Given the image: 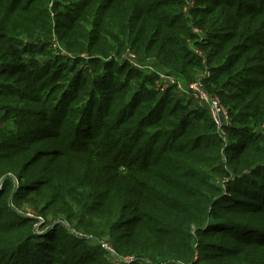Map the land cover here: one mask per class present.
Returning <instances> with one entry per match:
<instances>
[{
  "label": "trees",
  "instance_id": "16d2710c",
  "mask_svg": "<svg viewBox=\"0 0 264 264\" xmlns=\"http://www.w3.org/2000/svg\"><path fill=\"white\" fill-rule=\"evenodd\" d=\"M205 1L194 0L186 15V0H78L67 11L58 0H0V76L42 85L59 71L80 77L54 104L48 96L31 112L51 117L37 135L21 136L29 122L14 116L5 131L0 264H110L90 252L104 254L102 242L118 255H139L136 264H264V0L249 9L241 0ZM195 25L210 32L207 57L190 48L201 35ZM62 30L65 40L57 35ZM53 34L71 54L52 46ZM127 50L154 57L188 82L205 68V57L207 89L223 97L232 116L228 139L206 108L176 98L174 87L147 86L155 76L123 59ZM80 64L85 74L76 71ZM86 79L93 88L80 93ZM2 87L26 98L15 84ZM127 90L123 102L117 92ZM214 174L224 176L226 188L213 183ZM95 197L106 200L105 221L89 214ZM25 202L45 221L21 214ZM50 214L76 221L87 237L94 231L95 243L50 224Z\"/></svg>",
  "mask_w": 264,
  "mask_h": 264
},
{
  "label": "rangeland",
  "instance_id": "374dc122",
  "mask_svg": "<svg viewBox=\"0 0 264 264\" xmlns=\"http://www.w3.org/2000/svg\"><path fill=\"white\" fill-rule=\"evenodd\" d=\"M59 3L61 4V8L63 10H68L69 8H71L72 6H74L76 4V1L78 0H75V1H70V0H58ZM187 1V0H186ZM213 1V0H212ZM257 1H260V0H241V3L243 5V9H249L248 6H252L253 8L257 6H261V3L259 4ZM51 3L52 1L50 2V8H51ZM202 4H205V5H210L211 2L210 0H206L205 2H202ZM186 3L184 4V7H185ZM184 7H183V10H184ZM190 9H188V11L185 13L186 15H190ZM54 14L52 12V16L54 18ZM193 16V20H194V15ZM191 16V18H192ZM194 29H198L200 31L199 34L200 35V38H199V43L198 45H196V43L194 41H190L189 44H190V48L192 51H194L196 53L197 50L201 51L206 57L207 55L210 53V51H212L213 47L210 46L212 43L211 41L209 40V35H210V32L208 29L204 28V27H200L198 25H195L194 26ZM64 30H62L59 34H57L59 37H63V34H64ZM57 35H54L53 34V42H58V44L60 45V49L62 50L64 48V50H66L65 52H68L69 54L70 53V49L68 48L67 45H65L64 43H62L61 41L59 42V40L57 39ZM64 40H65V36L63 37ZM206 38L205 41H202V39ZM63 47H62V46ZM53 46V44H52ZM206 46V47H205ZM212 47V48H211ZM69 50H68V49ZM66 53V54H68ZM126 53V52H125ZM123 53L122 54V57L123 55L125 54ZM139 58V57H138ZM140 60H145V61H150L148 63H153L154 67H156L157 69L161 70V71H164V72H167V73H170V74H173V75H176L175 73H173L172 71L170 72V70H166L165 68L161 67L157 62V60L154 58V57H151V56H148V57H145L143 59H140ZM216 62H217V59H215L214 63L212 65H216ZM83 64V63H82ZM80 64L79 67L77 66V69L76 71H81L82 74H85L87 70H84L85 67L84 65ZM152 65V64H151ZM83 66V67H82ZM86 66V65H85ZM35 68L34 70H36L38 68V66H35L33 64H30L29 65V68ZM133 67V66H132ZM93 69V67H91ZM138 69V68H137ZM94 70V69H93ZM140 72H142V74H145V75H149L150 77L151 76H155L154 79H152L150 82L151 83H148L147 86H150L153 84L152 87L155 86V84L159 81V75L153 71H150L148 68H144V69H139ZM203 70H207V72H209V76L211 74V70L209 68V63L207 64V62L205 63V68L199 70L196 74L198 76V73L203 71ZM60 74V71L58 73V76H60L59 78H56L55 82L53 83H48L46 85H42V81H37L35 82L34 84H31V82H25V83H21V82H15L16 79H10L6 76H0V82L1 83H4V82H10L12 84H15L16 86H18V88H21L22 90L25 91V93H22V94H25V99L24 100H20L21 97H14L12 95H9V92L10 91H15L13 89H8L6 87H2L0 88V104L1 106H4V108L2 110H0V153H3V152H8L9 150V146L7 145L8 143V140H9V137H3L4 134H5V131L7 129H11L13 128L12 127V122H13V117H17V121L20 122V124H25L26 122H29V125L27 126H24L23 131L21 134V136H32V133L36 134L37 135V132L39 131V129H44V128H41L43 124H50V121H48L51 117H48L46 118L45 115L43 114L42 117H40V115H33L32 113L34 112H39L40 109L42 108L43 104H42V100L43 101L49 96L50 98H52V100L50 101V103L48 104V106H50L51 104H54V102H56V100H58V97L59 95L62 93V91L64 92V90L68 89L69 87V84L70 82L72 81V83L74 82V80H80V77L78 75V73H69L66 77H62V75H59ZM84 80V79H83ZM82 80V81H83ZM105 79H99V82L100 81H104ZM135 81V80H134ZM133 81V82H134ZM181 83L183 85H187L189 82H188V79L187 78H184V79H180ZM191 82V81H190ZM44 83V82H43ZM81 86V91H79L80 93L82 92L83 88H87V89H91L93 88V85H91L90 82L87 81H83ZM77 86L75 85L73 89L70 90V92H74L77 90ZM105 89H103V86L99 83L98 86H96L95 88V92L97 93V96L100 98L101 95H103L102 92H104ZM229 91H235V92H238L240 91L239 90V86L237 87H231V88H228ZM131 90H127V91H124L123 93H118L117 94H120L122 96V100L123 102L124 101H127L129 100L128 98H130V94H131ZM73 97V96H72ZM178 97H181V98H184V100L186 102H188L191 106L193 107H197V105L195 104L194 101L190 100L189 98L187 97H183V96H180V95H177L176 98ZM221 98V97H220ZM223 98V97H222ZM221 98V100H222ZM71 99L70 96H67V100L64 101L66 103V106L62 107V110H65L66 111V107H67V104H69V100ZM223 101V100H222ZM63 102V103H64ZM224 103V102H223ZM2 104H5V105H2ZM225 104V103H224ZM65 105V104H64ZM90 105L91 107L93 106L94 108L97 107V103L94 104V101L91 102V104H88ZM116 108H118V104L115 105ZM228 106V105H227ZM229 107V106H228ZM170 108V105L166 106L165 107V111L168 110ZM32 112V113H31ZM76 117V115L74 114H70L68 118H71L72 120H74V118ZM43 118H46V119H43ZM193 120L191 119V122ZM30 127V128H28ZM21 130V129H20ZM166 130H168L166 128ZM44 132V131H43ZM46 133V132H45ZM44 134V133H42ZM224 140H227L228 139V136H227V133L224 132L222 134ZM6 139V140H5ZM16 140V139H15ZM7 143V144H6ZM67 166L62 164L58 171L59 174L61 172H65ZM224 177V176H223ZM222 176H219V175H213V183H215L216 185L218 186H221L222 188H226V182L224 180ZM90 204H91V211L89 214H91L90 216L93 218V220H96L98 221V219L100 220H103L105 221L106 218L109 217V214L107 212H104L103 211V207L105 205H107L106 203V200L102 197H95L93 199H91L90 201ZM12 206L17 209V207L12 204ZM18 211L21 213V214H26L28 216H34V217H41V215H39L37 213V210L34 208L33 204L29 203V202H25L20 209H18ZM120 213V212H119ZM41 223L43 221H45V218L42 216L41 217ZM48 222H50V224L52 222H61L63 223L66 228L69 229L70 232H74L75 234H77L78 236L80 237H86L87 241L86 242H90V243H95L94 242V231H92L90 233V235L85 236V233L83 234V232H86L82 229H80V232L78 231V228H76V221L74 223H71L73 225H71L69 222H67L65 220V218L63 216L61 217H58L55 221H54V216L52 214H50L48 216V219H47ZM82 231V233H81ZM108 238V237H106ZM105 242H102L101 244L103 245V247L105 248V244L109 246L110 249H107L105 250L104 249V254L102 253V251L100 252H97L96 250L94 251H90V252H94L96 255H97V258H105L106 259V262L110 263V264H136L138 258H139V255L137 254H129V255H126V256H121V255H118L112 244L111 243H105ZM102 254V255H101ZM139 264V263H137ZM143 264V263H142ZM201 264H207L205 262H202Z\"/></svg>",
  "mask_w": 264,
  "mask_h": 264
},
{
  "label": "built area",
  "instance_id": "2783aa9c",
  "mask_svg": "<svg viewBox=\"0 0 264 264\" xmlns=\"http://www.w3.org/2000/svg\"><path fill=\"white\" fill-rule=\"evenodd\" d=\"M194 3V0H187L183 11L186 13L188 9L194 6ZM194 31L200 33L198 29H194ZM53 46L55 49L61 48L58 42H54ZM61 52L63 54L66 53L63 49ZM196 53L204 55L199 50H197ZM122 58L127 60L135 68H148L150 71H153L154 73L156 72L159 75V81L154 86L157 91L164 92L167 89L174 87V91L177 95L187 97L194 101L197 106L206 108L212 116L217 130L221 132V134L224 133L225 127L232 123V116L228 106L223 103L218 94L207 89L206 80L209 78V72H207V70L199 72L197 78L185 86L176 75L157 69V66L154 67L153 63H148L150 61L140 60L136 54L130 50H127ZM203 61L206 63L205 57H203ZM39 219H41V217H39ZM105 248L110 249L106 244Z\"/></svg>",
  "mask_w": 264,
  "mask_h": 264
}]
</instances>
